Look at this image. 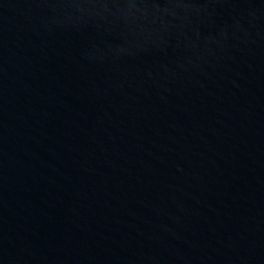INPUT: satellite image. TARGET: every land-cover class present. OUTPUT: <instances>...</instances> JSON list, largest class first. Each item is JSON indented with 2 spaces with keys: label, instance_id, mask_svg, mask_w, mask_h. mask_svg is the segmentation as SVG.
<instances>
[{
  "label": "water",
  "instance_id": "95a60500",
  "mask_svg": "<svg viewBox=\"0 0 264 264\" xmlns=\"http://www.w3.org/2000/svg\"><path fill=\"white\" fill-rule=\"evenodd\" d=\"M0 264H264V0H0Z\"/></svg>",
  "mask_w": 264,
  "mask_h": 264
}]
</instances>
